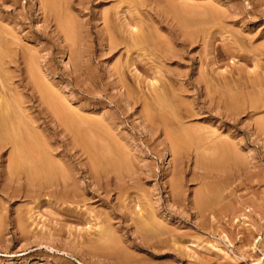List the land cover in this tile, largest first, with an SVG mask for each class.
Segmentation results:
<instances>
[{
  "label": "rangeland",
  "instance_id": "rangeland-1",
  "mask_svg": "<svg viewBox=\"0 0 264 264\" xmlns=\"http://www.w3.org/2000/svg\"><path fill=\"white\" fill-rule=\"evenodd\" d=\"M60 1L79 22V60L60 53L54 26L37 21L39 0H0V27L33 34L44 75L81 123L78 135L44 105V143L59 167L48 191L0 173V264H264V0H185L224 14L205 36L182 35L167 0L158 9L133 1L126 16L159 43L129 50L107 44L128 37L120 2ZM150 85L168 88L163 97L174 92L180 119L169 116V130L180 138L183 127L206 161L193 145L182 161L173 158L161 125L146 115ZM231 93L232 106L221 99ZM115 146L126 165L93 159ZM10 150L0 148V169Z\"/></svg>",
  "mask_w": 264,
  "mask_h": 264
},
{
  "label": "bare ground",
  "instance_id": "bare-ground-1",
  "mask_svg": "<svg viewBox=\"0 0 264 264\" xmlns=\"http://www.w3.org/2000/svg\"><path fill=\"white\" fill-rule=\"evenodd\" d=\"M39 1H40L38 2L39 10L41 8L42 11L43 10L44 11L42 15L39 14L36 17L37 21H40V19L43 18L42 20L43 23H45L46 25L50 23L51 26H54L52 31L55 33L57 39H59L61 43V45L59 46L61 47L60 53L64 54L66 52L69 55V58H72L73 60H79V55L77 51L80 43V39H79L80 36L78 30L79 22L73 20V18H71L67 14L69 11L68 8L71 9V7H69V5L67 7V4L62 5L60 0H39ZM112 1L120 2L119 5L122 4V6H119L120 8L119 15L120 17L122 18L124 17V18L123 21H121V24L119 23V26L121 25L120 28L122 27V30L126 33L128 37H123L120 38L119 40H116L115 38H111V36H109L110 35L109 33L108 36L110 38L107 39L108 40L107 44L109 45L110 48H114L120 44H123L126 47V50H129L131 47L142 48L146 46H155L156 44L159 43L154 33H153V38L154 37L156 38V40L154 38V42L156 43L152 41L153 39L150 36L152 35L151 34L152 32L149 35L147 31L149 28L145 31V28L142 26V24H139V22L136 20H134V22L131 23V20H129V18L126 16V13H128L129 16L132 17L130 15L131 14L130 4L135 2L134 4H137L139 7H143V6L146 7L145 0H136V1L112 0ZM167 1H165V7L168 10V12H170L172 16L171 17L172 20L175 21L176 27L178 28V30L181 32L182 35H184V33L186 32L189 33L190 35L203 33L202 35L205 36L212 32V27L213 28L215 27L217 29V27H220L223 23L224 14L217 8L209 7L208 4L203 3L201 5L193 6L184 0V3L183 1H181L180 5L176 6L172 2L173 0L172 1L167 0ZM65 2L63 1L62 3ZM153 3L155 4V8L158 9L157 5L159 4V1L153 0ZM64 6H65V10L63 11ZM23 18L26 19L25 16H23ZM13 29H11L10 27V29L6 30V28L0 27V148H2L5 145H9L11 148L9 152L10 154L8 156V164L6 166L7 168L5 170L0 169V173L6 172V175L9 176L23 174L24 177L27 179L29 185L31 184L33 188L38 187V191L40 190L48 191L52 186L53 183L52 180L54 176H56L57 173H59V167L57 163L54 162L49 157L48 154L49 152H47L49 149L47 150L48 147L47 148L45 147L46 145L44 142L50 141L49 140L50 138L46 130L47 128L46 120H42L40 114L44 110H46L44 106L46 105L49 111L53 115H55L59 123H61L62 125H67V124L73 125L75 132L78 135L81 134L80 118L78 117L79 115L77 113H74L75 114L74 116V114L67 109V107L64 105L65 104L63 101L64 99L60 98L59 97L60 95L57 94V92L60 91L56 89L57 87L54 88L56 86L55 82L53 80H49L47 78L48 76L47 77L45 76L46 74L44 75V72H48L49 70L48 66H46V64L44 66L41 65L39 61L40 57H38L39 51L35 49V46H33V48H30L31 47L30 42L32 41V39H34L33 34L31 32L25 35H19L17 33L14 34L11 32ZM154 80L155 79H153V81ZM259 80H262L261 82H264V79H259ZM161 86L162 85H159V87ZM153 87L151 88V90L153 89ZM155 87L153 90L156 91ZM163 87L166 88L164 84ZM222 87L223 86H221L220 88L222 89ZM162 88L159 89L162 92H160L159 90H158L159 93L157 91L156 92L154 91L155 93L151 92L152 93L151 100L149 103L145 104L146 111L149 112V113L147 112L146 115H148L149 118L155 120L161 125V128L163 129V132L167 137V140H169L170 150L173 158L176 161L180 162L182 161L184 153L192 145L194 146L193 148L195 149L196 153H198L197 148L200 151V153L201 151L203 152V150H201L200 148V145L202 143L197 141L198 142L197 144L196 141L187 140L190 139L189 138L190 136L187 138V135L182 129L183 127L180 128L179 134L183 135L184 133V135L186 136L183 135L184 136L183 137L182 135H180L179 138L176 135L178 131L176 130L177 128L175 124L181 126L183 122L181 124L174 122L175 124L174 123L173 124L176 128L174 130L176 131V133L174 134L173 133L174 130L170 129L173 134L171 133V131L169 130V125H171L169 123V119H170L169 116L180 119L179 117H177V113H178L177 110L180 107L179 108L176 107L178 106L179 103H176L173 99L175 97L172 95L174 92L173 93L170 92L171 93L170 95L172 96V98L170 99L171 100L173 99L172 101L175 102V103L173 102V105L175 106L172 105L170 99L169 100L168 98L166 99L168 95L163 97L160 94L164 92H167V94H169L168 88L167 91H165V89ZM171 91L173 90L171 89ZM222 95H225V93H223ZM219 97H220V93H219ZM36 99L37 102L35 103ZM221 99L223 100L224 104L227 103V105L229 104L230 106H232L236 101V97L234 95L232 96V93L231 96L228 97L224 96ZM175 107L177 109H175ZM235 112H239V110L237 109L235 110ZM178 116L180 115L178 114ZM182 116L183 115H181L180 117ZM75 117L77 119H74ZM177 122H179V120ZM259 125L264 129L263 126L264 121H262V124ZM171 128L173 129V126H171ZM167 129L170 131L169 133H167L168 132ZM184 129L187 128H185L184 126ZM186 133H188V131ZM104 139L105 140L107 139L108 141H114L110 137L108 132H105ZM203 142L205 144V141ZM216 145H218V143ZM211 149L213 148L211 147ZM216 149L217 147L214 148V150ZM117 150L119 151V149L115 146V147H111V149L108 148L106 151H101L100 154L93 153V159H95L96 161L99 160L101 164L105 167L117 169L118 167H120V165H126L125 164L126 158L120 156ZM206 156H204L203 153H201L200 155L201 159L204 161L207 160ZM66 180H67L66 177H62L63 183H65ZM34 192L36 193V191H32L31 193ZM139 216L140 218L142 217L141 214ZM146 226L147 225H145V223H142V227H146ZM108 235L109 232L102 231V233H100L101 236L100 238L105 239L108 237Z\"/></svg>",
  "mask_w": 264,
  "mask_h": 264
}]
</instances>
